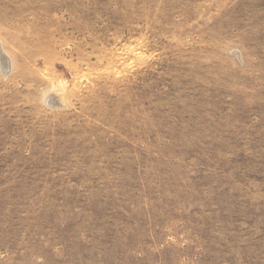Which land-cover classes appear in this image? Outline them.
<instances>
[{"label":"rangeland","instance_id":"374dc122","mask_svg":"<svg viewBox=\"0 0 264 264\" xmlns=\"http://www.w3.org/2000/svg\"><path fill=\"white\" fill-rule=\"evenodd\" d=\"M0 49V264H264V0H0Z\"/></svg>","mask_w":264,"mask_h":264},{"label":"bare ground","instance_id":"6f19581e","mask_svg":"<svg viewBox=\"0 0 264 264\" xmlns=\"http://www.w3.org/2000/svg\"><path fill=\"white\" fill-rule=\"evenodd\" d=\"M0 53H1V49H0ZM2 56V61H3V67L6 69L8 67V60L5 58V56L3 55V53H1ZM51 103H55L54 100H50ZM57 103V102H56Z\"/></svg>","mask_w":264,"mask_h":264}]
</instances>
